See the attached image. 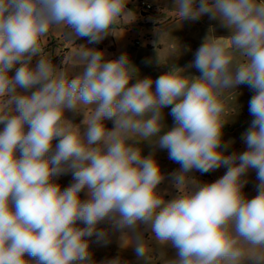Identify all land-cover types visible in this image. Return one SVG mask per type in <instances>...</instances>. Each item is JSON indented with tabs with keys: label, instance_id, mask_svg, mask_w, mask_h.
I'll use <instances>...</instances> for the list:
<instances>
[{
	"label": "clouds",
	"instance_id": "9594fccd",
	"mask_svg": "<svg viewBox=\"0 0 264 264\" xmlns=\"http://www.w3.org/2000/svg\"><path fill=\"white\" fill-rule=\"evenodd\" d=\"M126 3L0 0V264H97L92 238L107 243L110 231L145 264H153L152 242L176 250L164 264H264V0H175L181 22L208 15L230 33L210 29L188 65L199 76L171 64L156 79L138 78L126 53L106 60L81 45L73 50L81 70L70 77L44 55L53 30L89 44L114 34L134 18ZM240 85L254 92L247 150L226 154L223 97ZM167 107L174 125L161 134ZM67 112L82 114L81 124ZM143 143L180 165L171 200ZM221 166L227 171L211 183L189 176ZM249 170L258 181L252 198L243 192ZM69 173L67 187L53 179ZM104 222L110 229L98 227Z\"/></svg>",
	"mask_w": 264,
	"mask_h": 264
},
{
	"label": "rangeland",
	"instance_id": "374dc122",
	"mask_svg": "<svg viewBox=\"0 0 264 264\" xmlns=\"http://www.w3.org/2000/svg\"><path fill=\"white\" fill-rule=\"evenodd\" d=\"M140 2H147L154 5L156 8H159L161 5L164 6L166 11L161 13V15L157 14L159 12L158 9H156L157 13L150 14V19L152 18L155 22L163 24L161 30H156L154 26L153 28L145 27L143 33L140 34L138 32H133L132 30L127 31L123 28H116L114 32L115 35L109 34L106 36L107 46L104 44V47L102 48V51L105 53V59H115L119 55L126 53L131 62L139 70L138 78L151 77L156 79L161 74L167 72L171 64H175L177 67L186 69L187 75L199 76L200 73L195 68H189L188 65H190L193 61L196 50L205 38V31L208 26V17H204L198 21L185 20L181 22L176 13L172 11L175 0H139L138 3L137 0H127V3L130 5L129 10L131 12H136L135 9H138L137 6ZM131 5H134L135 9H132L133 11L131 10ZM151 10L152 7L149 11ZM150 19L144 20L145 26L153 24ZM219 28L222 31H225L223 34L228 32V29L222 27L221 25L216 27V29ZM146 29H148V31L150 30L147 34L153 36V39L150 42L147 40ZM129 33L133 36L131 40L128 38V35H130ZM111 38L115 40L116 48L114 50L111 49ZM72 39V44L77 47L83 45L87 48L98 50V46L96 44H89L86 38L73 37ZM67 40L69 39H66L65 37V41L67 43H63L64 48H62L61 52L52 59V62L56 61L60 64V66L68 54L66 45L71 43L69 42L68 44ZM146 44L153 45V50L145 49ZM75 46L69 48V57L67 56L68 58L65 60V64H63L62 68H60L63 69L70 77L76 75L81 70L80 66L73 59V50ZM134 46L136 48H132ZM134 50H136V52L138 50V52H133ZM157 57L160 63L157 62ZM33 63H35V61H33ZM14 73L15 70L13 69L10 75H14ZM134 82L135 81H132V83ZM240 86L242 87L243 85ZM253 95V91L251 93H244L242 91L235 92L229 90L223 97L226 107L225 119L229 120L224 125L222 136L223 142H230V146L226 154H231L233 152L241 153L247 150L246 145L242 140V134L249 128L251 120L253 119L248 110L249 101ZM88 111H91V109L89 108ZM169 113L170 107L163 109V123L165 127L162 129L161 134L174 125L173 118ZM65 115L75 124H81L84 119L82 114L67 112ZM104 124L108 129H111L114 126V122L112 120H105ZM0 128H2V125H0ZM140 147L143 150L142 154L145 156L154 151L155 159L158 161L161 171L166 177L158 186V189L166 193L164 197L166 200H171L179 194L178 190L172 184L171 174L178 170L180 165L169 159L167 149H160L158 147L154 149L153 146L148 143H143ZM226 171L227 169L224 166L203 174L194 169L189 173V176L199 183H211L223 176ZM245 178L248 180V183L245 185L243 192L248 198H252L257 194L256 185L258 181L256 179L255 170H249ZM53 179L62 187H67L72 182V176L70 173L54 177ZM81 198H87L86 192L81 193ZM98 227L101 229H110V225L106 222L101 223ZM138 232L143 235L145 240H150L151 233L145 231L143 226L138 229ZM129 234L131 235V233ZM122 236L123 234L121 232L110 231L107 243H96L95 237H93L90 244V250L93 253V260L99 264L101 261L118 257L120 258L122 264H145L143 260L137 259L134 247L124 246ZM152 247L155 250L153 264H164L165 260L175 258L176 256V250L170 246H159L155 244V242H152ZM161 254H163V256H161Z\"/></svg>",
	"mask_w": 264,
	"mask_h": 264
},
{
	"label": "crops",
	"instance_id": "0c3cea01",
	"mask_svg": "<svg viewBox=\"0 0 264 264\" xmlns=\"http://www.w3.org/2000/svg\"><path fill=\"white\" fill-rule=\"evenodd\" d=\"M138 1L139 0H137V3H138ZM150 5L152 7L151 11L141 9V8H139V6H137L138 9H135L134 5H131V10L132 9L136 10V12H132L134 15V18L132 20H131V18L122 20L119 23V25L117 26V28H123L127 31L132 30L133 32H138V33L142 34L143 31L145 30V27L153 28V26H154V28L156 30L160 31L163 24H159L158 22H155L152 18L150 19V14L151 13H157L156 9H158L159 12L157 14L161 15V13H163L166 10H165L164 6H162L161 4H160L161 5L160 7L158 6L159 8L154 7V5H152V4H150ZM129 8H130V5L128 3H126V9L129 10ZM204 17H208V15H205V16L201 17L200 19H203ZM142 19H143V21H142ZM149 19L152 20L153 24H148L145 26L144 20H149ZM207 19H208V26H207V30L205 31V36L209 34L210 29H214L215 34L218 36H227L230 34L229 30H228V32H226V34H223V33H225V31H222L220 28L216 29L217 26L221 25L219 20H211V19H209V17ZM138 25H141V26H138ZM53 31L49 34V36L43 42L44 55L47 56L49 59H51V61L54 58V56L58 55V53L61 52L62 48H64L63 43H67L65 41V35L63 33V30H55L54 32ZM149 31H148V29H146V34L149 33ZM146 36H147V38H148L147 40L149 42L152 41L153 36H151L150 34H147ZM132 37H133L132 34L128 35V38H130V40L132 39ZM106 40H107V38L105 37L101 42L96 44L98 46L97 47L98 50H102V48L104 47V44L107 46ZM111 40H112V43L110 44L111 49L114 50L116 48L115 40L113 38H111ZM67 41H68V44H69V42H71V40H67ZM66 46H67L66 48L68 49L67 53L69 54V48L72 46H75V45H73L71 42L69 45H66ZM153 47L154 46L151 44H146L145 49L153 50ZM132 48H136V47L134 46ZM133 52H136V50H134ZM137 52H138V50H137ZM68 54H67V56L69 57ZM67 56L65 57V60H67V58H68ZM65 60L62 61V65L65 64ZM34 61H35V59H34ZM52 63L53 64L55 63L54 65L57 66V68H59V69L62 68V65L60 66V64L57 63L56 61H53ZM239 91H242L244 93H251L252 92V90H250L247 85H243L242 87L241 86L238 87L236 89V92H239Z\"/></svg>",
	"mask_w": 264,
	"mask_h": 264
},
{
	"label": "built area",
	"instance_id": "2783aa9c",
	"mask_svg": "<svg viewBox=\"0 0 264 264\" xmlns=\"http://www.w3.org/2000/svg\"><path fill=\"white\" fill-rule=\"evenodd\" d=\"M138 6H139V8L144 9V10H150L151 9V5L148 3H145V2H140V4Z\"/></svg>",
	"mask_w": 264,
	"mask_h": 264
},
{
	"label": "trees",
	"instance_id": "16d2710c",
	"mask_svg": "<svg viewBox=\"0 0 264 264\" xmlns=\"http://www.w3.org/2000/svg\"><path fill=\"white\" fill-rule=\"evenodd\" d=\"M26 258H27V259H29V260H32V258H31V257H27V256H26Z\"/></svg>",
	"mask_w": 264,
	"mask_h": 264
}]
</instances>
